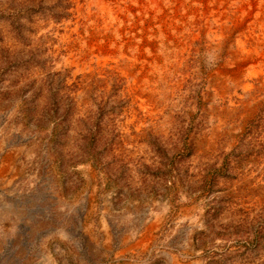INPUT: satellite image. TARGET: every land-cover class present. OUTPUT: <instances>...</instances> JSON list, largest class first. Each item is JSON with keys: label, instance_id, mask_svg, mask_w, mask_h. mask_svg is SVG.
<instances>
[{"label": "rangeland", "instance_id": "rangeland-1", "mask_svg": "<svg viewBox=\"0 0 264 264\" xmlns=\"http://www.w3.org/2000/svg\"><path fill=\"white\" fill-rule=\"evenodd\" d=\"M78 1L0 0V141L39 205L26 199L25 257L264 264V12L242 27L246 0L212 1L213 17L197 0L188 32L162 20L168 4L116 40ZM116 46L129 70L103 60Z\"/></svg>", "mask_w": 264, "mask_h": 264}, {"label": "bare ground", "instance_id": "bare-ground-1", "mask_svg": "<svg viewBox=\"0 0 264 264\" xmlns=\"http://www.w3.org/2000/svg\"><path fill=\"white\" fill-rule=\"evenodd\" d=\"M212 1H215V0H208L207 6H208L209 15L213 17L217 13V10H215V8L211 7V6H213L211 4ZM246 1L240 2V4L238 5V8L240 10V13H239L240 17L236 21L238 22L237 25L240 26V24H241L242 27H244L243 21L245 19L251 18V19L255 20L258 18L259 15H261L262 12H264V10H263L264 5H262L263 0H246ZM127 2H128V4H127ZM175 2H176V0H175ZM196 2H197V0H177V3L174 4L171 2V0H82V1L80 0V2L79 1L77 2V7H79V9L82 8V10L84 9L85 13H87V16H89V17L98 15L99 19L103 22V24L106 27L107 26L110 27V30H112L114 32V34H115L114 38L116 40L117 39L119 40L120 35H123L127 32H130V26L133 28V27H137L138 25H140L146 21H147V23H151V21H155L156 18L158 17V15L163 13L168 8V4H169V10L166 12L165 17L163 16L162 20H167V19H169V17L176 20V22L178 20H180L179 22H177V25H176V23L174 24V22L172 24L168 23L169 27H172V25H174V26L176 25L175 27L178 31H179V29L188 28V32H192L191 31L192 30L191 25L195 22V19L198 17V14H199L197 11ZM216 2L217 3L220 2L221 4L224 3V1H221V0H216ZM91 6L96 7L97 11L94 12L91 9L92 8ZM236 9L237 8L230 9V10L235 11ZM200 11H201V9H200ZM227 11H228V9L226 8V10H224V12H222L223 13L222 17L228 18V14L229 15L233 14V13H228ZM160 16H162V15H160ZM159 22L164 23L161 20H159ZM168 22H170V21H168ZM199 23H200V21H199ZM142 25H144V24H142ZM157 25H155V26H157ZM205 25H206V27L209 26L208 23H205ZM259 26L261 27L262 30H264V23H262V24L259 23ZM101 27H103V26H101ZM106 27L104 29L108 30ZM160 29H161V27H160ZM131 30L133 31L134 29H131ZM151 30L152 31H149V33L154 34L155 29L152 28ZM177 30H176V33H177ZM213 31L215 32V30H213ZM136 36H138V35H136ZM166 36H168V35L166 34ZM122 38H124V37H122ZM122 38H121V40H122ZM256 38H257V36H256ZM125 39H127V38H125ZM109 41H110V39H109ZM218 41L220 42V40H218ZM181 44L182 45H180V47L183 49L184 44H186V42H183ZM114 48L115 49H113V50L112 49L111 50L109 49L107 51L104 50L105 56H104L103 60L104 61L108 60L110 57L112 63L117 64V65L122 64L123 62H126V64H127L126 69L129 70V68L133 66L131 62L134 60L133 56L132 55L130 56V51L123 49L121 47H117V46ZM178 49H179V47H178ZM240 51L242 52L240 54L241 57H244L245 60H247V61L253 62L252 59L246 57V53L248 52V50H240ZM138 52H140V51L138 50ZM262 52L264 53V51H262ZM143 56H144V54H143ZM143 56H141V57H143ZM138 61H139V62H137L138 64H143V61H145V60L143 58H140ZM258 64L260 65V63H258ZM80 65H81V63H80ZM119 66H121V65H119ZM121 69L123 70L124 68L122 67ZM88 71H89V69H88ZM131 74H132V72H131ZM149 82L150 81H148V83ZM135 89H132V90H135ZM147 91H148V89H147ZM148 103H150V102H148ZM145 105H147V104H145ZM16 155H17V153H15L14 150L12 151V150L3 149V141H0V264H37L35 262L34 258L25 257V255L27 254V251L30 248H28V242H27V240H25L23 238L22 234L25 233L28 235H32L37 230L38 224H35L34 221L32 222V218H31V220L30 219L27 221L25 220L26 210H27L26 199L34 200V198L31 196L32 193H28L23 187L18 186L15 183L16 178L20 173V170L16 167L15 162H14L16 160L15 159ZM41 195L44 197L43 214L49 218V216H50V198H49L50 194L48 191L47 192L43 191L41 193ZM34 204H35L34 211H37V208L39 205L35 200H34ZM42 226H43L42 230H44L43 234L45 232V234L48 237L49 232H50V223L48 221H45L44 223H42ZM44 260L46 263H50V255L44 254Z\"/></svg>", "mask_w": 264, "mask_h": 264}]
</instances>
